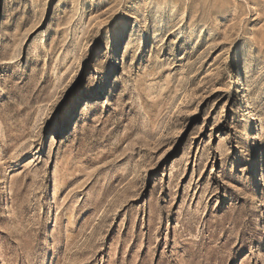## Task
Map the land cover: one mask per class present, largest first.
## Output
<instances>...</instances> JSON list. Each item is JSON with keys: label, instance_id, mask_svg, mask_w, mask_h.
<instances>
[{"label": "rangeland", "instance_id": "rangeland-1", "mask_svg": "<svg viewBox=\"0 0 264 264\" xmlns=\"http://www.w3.org/2000/svg\"><path fill=\"white\" fill-rule=\"evenodd\" d=\"M0 264H264V0H0Z\"/></svg>", "mask_w": 264, "mask_h": 264}]
</instances>
